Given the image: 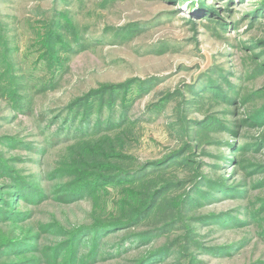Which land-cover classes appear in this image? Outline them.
Masks as SVG:
<instances>
[{
    "label": "rangeland",
    "instance_id": "1",
    "mask_svg": "<svg viewBox=\"0 0 264 264\" xmlns=\"http://www.w3.org/2000/svg\"><path fill=\"white\" fill-rule=\"evenodd\" d=\"M55 13L71 21L74 31L87 42L79 51H63L69 60L58 72L40 60ZM127 30L134 33L129 35ZM71 37L65 36V40ZM70 45L75 48L77 40ZM263 66L264 0H197L195 4L187 0H0V138L15 137L34 148H44L63 120L47 129L48 121L42 120L104 87L129 85L105 91L89 104L98 107L105 98L103 124L109 118V104H114L117 120L127 111V127L108 134L111 149L105 152L123 157L124 166L139 167L173 154L181 157V150H185L183 159H172L169 163L175 166L163 173L187 184L167 195L159 220L176 218L174 207L180 211L185 195L197 180L203 182V177L216 184L242 185L239 190L243 192V198L221 196L216 191L213 197L217 199H199L198 206H192L186 217L183 214L188 230L172 229L151 243L121 248L113 254L125 233L110 231L97 241L101 253L95 257L84 258L93 240L84 236L71 247L75 254L69 243V250L56 257L54 247L67 240V234L93 223L108 201L99 197L66 203L60 181L45 180V174L68 161V148L49 147L41 157L36 149L2 147L13 168L41 185L46 196L33 207L17 205L19 212H32L24 224L15 228L0 225V243L22 238L31 230L39 238L34 243L36 250H26L29 252L20 258L7 255L0 264H34L32 260L40 264L264 262L262 227L225 228L204 223L233 210L248 209L261 216L258 202H264V188L257 189V182L264 179ZM9 69L31 87L32 114L14 115L2 97V74ZM210 83L215 94L226 91L228 102L214 98ZM187 161H191L190 166L182 164ZM244 178L250 185L243 183ZM7 184L0 178V190ZM207 184H202L203 190L211 191ZM108 189L113 196V187ZM116 198L111 197L106 208L116 209ZM139 199L133 191L123 196L128 205H136ZM48 227L51 231L45 229ZM237 242L243 246L232 256L204 251ZM162 250L169 255L148 259V254L157 255Z\"/></svg>",
    "mask_w": 264,
    "mask_h": 264
},
{
    "label": "trees",
    "instance_id": "2",
    "mask_svg": "<svg viewBox=\"0 0 264 264\" xmlns=\"http://www.w3.org/2000/svg\"><path fill=\"white\" fill-rule=\"evenodd\" d=\"M187 1H191V4L197 2V0ZM258 12L259 11H257V13ZM61 16L55 13V17L52 19V26L44 44L46 50L43 52L40 59L46 62L47 68L52 72H58L69 60L63 56V51L65 52V49L69 52H75L87 45V42L83 41V38L74 31L75 28L72 22ZM135 29L136 28L133 30L134 32ZM126 32L129 31L127 30ZM134 32H129L127 34L131 35V33ZM63 35L68 37L72 35L71 40H67V42ZM75 40H77V46L72 48L70 44ZM5 76H8V78H5ZM2 78L5 79V83L2 86V97H4V100L9 104L10 111L14 115L32 114L34 95L27 82H25L22 77L14 74V72H10V69L8 72L2 74ZM211 83H213V81ZM213 85L214 84H211V93L214 95V98L228 102L226 91H221L222 93L217 92V94H215L213 90H216V88ZM126 86L129 85L112 88L104 87L105 89L102 88L103 90L95 92L92 95L89 94L84 98L75 100L66 108L56 112L51 119L48 120V118H46L47 120H42L43 122L48 121L46 129L49 128L50 125H54L55 122H59L61 119L63 120L52 137L46 140V146L44 148H34L30 142H24L15 137L4 136L0 138V178L8 182V186L6 188L4 186V188L0 190V225L2 223H7L15 228L20 224H24L25 221L31 218L32 212H19L17 205L20 203L25 207H33L39 200H45L46 196L42 191L41 185L33 182L32 178L21 176L22 174H19L18 170L13 168L12 159L5 158V152L2 150V147H7L9 150L36 149L41 157L48 152L49 147L62 145L63 148H68L67 153L71 154L66 156L68 157V161L63 160L64 162H60L56 170L48 175H44L47 181H60L63 198L64 201H67L66 203L80 199H93L94 201L96 198L99 199V197H101L108 201L106 204L107 207L109 206V199H111V197H117V204H115L116 209H108L104 206L93 223L81 226L80 229H78L80 231H73L67 234L69 238L61 241L60 244L58 243V245L54 247L56 257L58 254L65 253L69 250L67 249L69 243L71 244L70 251L72 255L75 254V248L71 250V247L77 245L82 236H84L83 238L93 237L90 247L91 251L89 255L84 258L90 255H92L91 257H95L101 253L98 249L99 243L97 244V241H99L102 235L110 234L108 233L110 231H122L125 233L122 240L119 242V246L112 252L113 254L118 253V250L121 248L125 249L132 247L131 249H133L141 244L151 243L153 239L159 236L169 234L172 229L186 228V230H188L186 227L188 223L183 219L184 215L185 217L186 214L188 215L192 206H198L197 204L200 202L199 199H217L216 196L213 197L214 194H217L216 191H218L221 196L224 194L223 196L227 197L233 196V198H243V192L239 190L242 185L228 186L224 182L216 184L204 180L203 177V182L197 180L193 189L185 195L184 202L180 206V211L178 210L179 208L177 209L174 207L173 211L177 212L175 214L176 218L171 217L159 220V215L162 212L161 208L165 204L164 200L167 198V195H172L175 189H182L187 184L185 180L183 182L177 181L173 177H166L163 173L167 168L175 166L174 163H169L172 159L177 158V161L183 159L185 150H181V153H183L181 157L177 156L178 154H173L162 161L151 162L150 164H144L139 167L124 166V164H122L123 157L118 154H105V152L111 149V140L107 138L108 134L127 127L124 126L127 120V115L125 114L127 111H122L120 119L117 120L114 104H109V118L105 121V124H103V118H101V116L106 112V110L104 111V105L106 104L105 98H102L98 107L89 104V102L96 99L95 97L101 95L105 91H109L113 88H115V91H119L121 88L125 89ZM140 86L145 87L143 84H140ZM65 115L66 117H64ZM96 115L97 119H95ZM34 119L35 121L38 120L35 117ZM254 122L259 121L254 119ZM253 125L261 124L255 123ZM101 132L104 133L99 134ZM100 136L102 137L101 139H105L103 141H101V139L95 141ZM105 149L107 150L104 151ZM182 164L190 166L191 161L190 163L187 161ZM262 174L264 175V172ZM203 183H209L210 185H207L211 191L203 190ZM243 183L250 185L248 184L247 178H244ZM108 186L113 187V196ZM263 188L264 179L257 182V189ZM132 191L140 198L136 205H128L123 202V196ZM13 200L17 201L13 203ZM219 200L221 199L218 198V201ZM258 204L261 206V216H259L260 212L256 214V212L249 211L248 209L242 212L233 210L217 215L215 218L210 217L207 221L204 219V223L210 225H213V223L215 225L221 224L225 228L245 227L251 224L255 227H262V234L264 235V202H258ZM141 226H148V228L137 233L135 229ZM195 227L189 230L192 231L196 229ZM45 229L51 231V227ZM18 230L24 232L22 228H18ZM56 231L60 232L59 229H56ZM38 241V236L33 235L31 230H28L26 235L22 238L9 241L4 240V242L0 243V259L5 258L7 255L20 258L24 255L23 253L29 251L33 253L36 250L34 243ZM173 246L175 248L177 247L176 245ZM242 246L243 244L237 242L230 246L214 247L204 249V251H210L211 254L215 256H232V253L236 250L238 251ZM167 255H169L168 251L162 250V252L157 255L148 254V259L152 257H154L152 259H163ZM38 261L39 260H32L31 262L40 264ZM23 263L25 264V262ZM18 264H21V262L19 261ZM260 264H264V262H260Z\"/></svg>",
    "mask_w": 264,
    "mask_h": 264
}]
</instances>
